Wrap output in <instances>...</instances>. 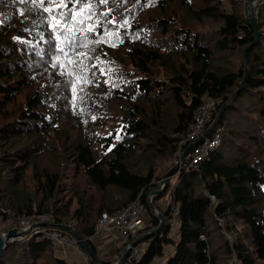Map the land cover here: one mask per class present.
<instances>
[{"label": "trees", "instance_id": "16d2710c", "mask_svg": "<svg viewBox=\"0 0 264 264\" xmlns=\"http://www.w3.org/2000/svg\"><path fill=\"white\" fill-rule=\"evenodd\" d=\"M255 14L257 27L246 0H0L5 229L45 214L112 264L126 244L102 258L96 223L138 199L148 215L139 235L161 223L158 213L164 225L130 264H264V0ZM245 53L247 81L227 103ZM209 98L221 103L207 129L227 103L220 144L195 166L183 163L150 200ZM176 204L178 241L169 235ZM55 249L27 236L7 244L0 264H95L87 252L69 261Z\"/></svg>", "mask_w": 264, "mask_h": 264}, {"label": "built area", "instance_id": "2783aa9c", "mask_svg": "<svg viewBox=\"0 0 264 264\" xmlns=\"http://www.w3.org/2000/svg\"><path fill=\"white\" fill-rule=\"evenodd\" d=\"M221 103L220 98H209L201 103L195 111L193 119L187 131L184 143H192L204 136L208 125L211 122L213 108ZM223 126L213 129L210 134L205 135L195 146H193L185 155L182 164H186L187 168L195 166L202 161L207 155L214 151L220 144L223 136ZM181 149H179V153ZM164 183L161 181L160 187ZM151 198V197H150ZM145 208L138 199L131 201L121 209L113 212H103L95 226V232L91 238L97 237L99 234L115 231L118 237L126 245L130 244L135 237L139 236V232L143 226ZM178 205L173 207L171 226L175 227L177 224ZM12 222V219L4 220L0 215V234L5 235L7 227ZM23 233L17 235L15 240H21L27 236L40 234L48 238L54 244L59 243L61 248H66L69 245L74 247L79 253H82L85 258L87 254L80 247V239L74 234L65 229V227L52 225L47 223V216L45 214L37 213L28 217H23L19 220V224L14 226ZM12 228V227H11ZM149 240L143 239L137 244L131 246L126 254L122 264H130L143 254L144 249L149 244ZM65 252V251H64Z\"/></svg>", "mask_w": 264, "mask_h": 264}, {"label": "water", "instance_id": "95a60500", "mask_svg": "<svg viewBox=\"0 0 264 264\" xmlns=\"http://www.w3.org/2000/svg\"><path fill=\"white\" fill-rule=\"evenodd\" d=\"M257 1H259V0H249L248 1V4H247V13L249 15V18H250L252 24L255 25L256 27H257V17H256V14H255V5H256V2ZM256 35L258 37V35H259V31L258 30L256 32ZM245 55H246V53H245ZM245 64H246V67H245V69H246L245 70V76H244V78H243V80L241 82V86L235 91V93L227 101V103L230 102V101H232L237 96V94L241 91V89L243 88V86L245 85V83L247 81L248 74H249V64H248L247 55H246V58H245ZM227 103H225L220 108V110L218 111V113H217V115H216L213 123L205 131L204 136L207 135V134H209V133H211L213 131V129L217 126L218 121L220 119V116H221V114H222V112H223V110H224V108H225V106H226ZM204 136H201L196 141L190 143L185 148V150L182 152V155L179 157V160L171 167V169L169 171L166 172V174L164 175L163 180H162V182L164 183L165 186L168 183L169 177L173 176L174 174H176L179 171V169L181 167V161L185 157V155H187L188 151L193 146H195ZM164 187H160L159 189L152 191V193L150 194V197H152L155 194L162 193L165 190ZM150 200H151V198H150ZM151 206L154 208L153 203H151ZM158 215H159V218L161 219V223L156 228H154L153 230H151V231H149L147 233H144L142 235H139L130 244L126 245L124 247V249L121 251V253L114 259V261H113L112 264H122V262H123V260H124V258L126 256V254L128 253L129 249L131 248V246H133V245L137 244L138 242L142 241L146 234H149L151 232H155V231L159 230L160 228H162V226L164 225L163 215H162V213H158ZM66 228L72 230L74 232V234L80 239V241H81L84 249L86 250L88 256L91 257V259L94 261V263L95 264H102L100 258L94 252V250L92 249V247L90 246V244L88 243V241L86 239L82 238L73 227L66 226ZM22 233H23L22 230H19L16 227H12V228H10L6 232L5 235L0 234V254L3 252V250L6 248V246H7V244L9 242L15 241V237L17 235L22 234Z\"/></svg>", "mask_w": 264, "mask_h": 264}, {"label": "rangeland", "instance_id": "374dc122", "mask_svg": "<svg viewBox=\"0 0 264 264\" xmlns=\"http://www.w3.org/2000/svg\"><path fill=\"white\" fill-rule=\"evenodd\" d=\"M248 1L249 0H246V3L248 4ZM185 150V149H184ZM184 150H181V152L179 153V151H178V153H179V156H178V160H179V157L182 155V152L184 151ZM184 159V158H183ZM183 159H182V161H183ZM177 160V161H178ZM176 161V162H177ZM181 161V162H182ZM177 179V174H175V175H173L172 176V181H175ZM163 180V179H162ZM162 180H160V181H162ZM165 185H163V187H164ZM166 187V186H165ZM165 187H164V189H165ZM151 199H152V197H151ZM162 202L165 204V206H168L171 202H172V196H171V191H168L166 194H165V196L163 197V199H162ZM156 213H157V210L155 211ZM146 218H148V215L144 212V221H143V226H142V228H141V230L142 229H144L145 227H146V223H147V220H146ZM6 228V227H5ZM7 230V229H6ZM7 232V231H6ZM169 235L170 236H172L176 241H178L179 239H180V222H178L177 223V226L176 227H174V228H172L171 230H170V232H169ZM117 237V236H116ZM144 239V238H143ZM122 244H123V242L121 241V240H119V246H122ZM54 246H55V251L57 252V254L58 255H61L62 256V254H63V252H64V250H63V248H61L60 246V244L59 243H55L54 244ZM66 248H64V249H66L65 250V252H68V257H67V259L69 260V261H72L73 259H76V260H78V261H82L83 259H82V257H84V255L82 254V253H79L74 247H72V246H69V245H67V246H65ZM174 248H175V245H172L171 246V249L172 250H174ZM108 250L110 251L111 250V248L109 247L108 248ZM173 252V251H172ZM85 258V257H84ZM166 261V260H165Z\"/></svg>", "mask_w": 264, "mask_h": 264}, {"label": "crops", "instance_id": "0c3cea01", "mask_svg": "<svg viewBox=\"0 0 264 264\" xmlns=\"http://www.w3.org/2000/svg\"><path fill=\"white\" fill-rule=\"evenodd\" d=\"M93 239L98 245L99 255L102 258H112L113 256L116 255V252L119 247V240L121 239L118 237L115 231H109V232L99 234L97 237ZM109 247L111 248L110 251L108 250ZM63 250L65 251L66 249H63ZM68 255H69L68 252H63L62 254V256H64L65 258H67Z\"/></svg>", "mask_w": 264, "mask_h": 264}, {"label": "snow or ice", "instance_id": "6c2138e0", "mask_svg": "<svg viewBox=\"0 0 264 264\" xmlns=\"http://www.w3.org/2000/svg\"><path fill=\"white\" fill-rule=\"evenodd\" d=\"M20 3L25 4V3H36L39 2L40 4H43L45 2V0H19ZM56 0H47V3L49 4H53L55 3ZM79 2V0H78ZM100 3H107V0H99ZM61 6H63V0H61ZM44 11H48L51 12L53 11L52 8H45ZM89 30L91 31V27H89Z\"/></svg>", "mask_w": 264, "mask_h": 264}]
</instances>
